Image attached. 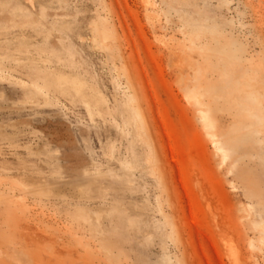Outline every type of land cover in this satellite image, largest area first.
I'll list each match as a JSON object with an SVG mask.
<instances>
[{
	"label": "rangeland",
	"instance_id": "rangeland-1",
	"mask_svg": "<svg viewBox=\"0 0 264 264\" xmlns=\"http://www.w3.org/2000/svg\"><path fill=\"white\" fill-rule=\"evenodd\" d=\"M0 264H264V0H0Z\"/></svg>",
	"mask_w": 264,
	"mask_h": 264
}]
</instances>
